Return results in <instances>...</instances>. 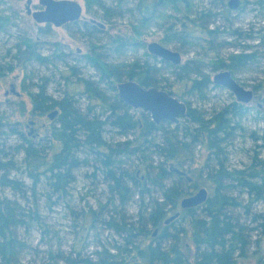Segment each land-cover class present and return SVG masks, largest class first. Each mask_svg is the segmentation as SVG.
<instances>
[{"label": "trees", "instance_id": "16d2710c", "mask_svg": "<svg viewBox=\"0 0 264 264\" xmlns=\"http://www.w3.org/2000/svg\"><path fill=\"white\" fill-rule=\"evenodd\" d=\"M84 1L88 6H98L105 20L121 17L123 10L127 9L136 16V24L132 23L136 34L160 19L170 23L164 29V40L170 42L193 37V29L197 30L200 38L220 34V27L209 29L204 24H195L193 19L190 23L184 21L192 11L191 0H132L131 7L127 0H113L111 5L104 0ZM176 14H181V17ZM87 30L85 26L84 31ZM229 34L234 36L239 32L234 29ZM127 44L120 41L114 47L118 50ZM25 46L32 48L33 43ZM246 50L229 54L226 58L215 56L209 66L212 71L228 69L238 72L257 58L256 53ZM86 57L99 76L97 80L79 76L78 84L83 89L81 97L87 100L85 106L82 107L72 93L65 91L56 98L47 93L46 84L37 85V90L30 93L31 111L39 116L54 109L58 113L42 136L47 140L44 144L19 133L22 142L17 150L23 153L21 165L32 181L31 190L39 181L45 180L51 192L56 193H65L74 181V171L89 164L88 157H83L82 153L95 155L102 177L115 195L109 200L115 213L103 218L101 224L120 236L122 243L114 245L116 253L102 249L96 254L98 257L93 258L81 256L76 251L75 257L60 255L59 261L65 264H238L240 259L247 258L253 243L248 234L251 228L241 220L242 215L236 209L245 207L248 212V205L241 203L240 193L250 200L264 202V161L254 155L250 167L232 170L225 157L228 142L237 128L233 119L242 112L244 105L233 101L206 113L184 99L186 112L178 123L163 121L157 124L148 113L131 109L120 100L115 83L134 80L144 88L166 89L173 95V84L168 82L169 77L164 76L163 66L169 70L175 83L190 92L201 93L210 85L214 86L211 77L203 72L201 62L188 60L173 65L146 53V59L134 60L125 67H112L103 63L98 55L97 58ZM36 60L43 58L36 57ZM71 70L76 74L73 67ZM106 91L113 92V95H107ZM4 124L7 123L0 121V129ZM107 127L124 137H133L109 145L104 138ZM52 145L55 148L48 154L47 149ZM197 148L206 152L201 169L213 184L212 193L200 205L181 209L185 218L181 216L179 220L175 218L162 225V220L176 206L178 198L189 194L197 184L189 178V171L182 168L196 160ZM152 154L158 156V160L148 161ZM134 155L139 158L134 169L124 168V158ZM16 168L11 160L0 158L1 189L21 191L19 181L10 177ZM150 188L156 197L151 195ZM135 194L141 200L135 220H129L124 214L112 216L117 215V207H122ZM143 196L148 199L146 203H142ZM252 215L251 221L257 222L254 228L263 239L264 212ZM26 218L25 208L16 199L0 194V264H20L24 243L17 231L29 226ZM157 227L161 228L153 235V229ZM188 234L194 246L193 252L183 240ZM52 259V262L43 264H57L58 261L54 257ZM259 259L264 263V253Z\"/></svg>", "mask_w": 264, "mask_h": 264}, {"label": "rangeland", "instance_id": "374dc122", "mask_svg": "<svg viewBox=\"0 0 264 264\" xmlns=\"http://www.w3.org/2000/svg\"><path fill=\"white\" fill-rule=\"evenodd\" d=\"M72 1L81 5L80 19L56 27L37 23L27 13L28 10L33 12L41 7L39 0H0V121L7 123L0 129V158L3 161L11 160L17 166L16 170L11 171L10 177L17 179L21 187V191L0 188V194L16 199L27 212L29 226L17 231L20 241L24 243L20 264H43L52 262V257L58 261L57 264H65L58 257H75L76 251L81 256L96 258L102 249L116 253L114 245L122 243L120 236L101 224L103 218L115 213L110 203L115 195L103 179L95 155L82 153L83 157H88L89 164L74 171V181L65 193H56L51 192L45 180L39 181L35 189L31 190L32 181L24 172V165H21L23 153L17 150L22 142L19 133L34 142L44 144L47 141L42 136L52 120L47 114L39 116L31 111L30 93L37 90V85L46 84L47 93L56 98L65 91L72 93L81 106H85L87 100L81 97L83 89L78 84L79 76L91 80H97L99 76L86 56L97 58L98 55L107 65L125 67L134 60L146 59L148 45L156 42L179 52L180 64L188 60L201 62L203 72L212 80L217 72L223 71L211 70L209 62L213 57L226 58L243 49L256 53L257 58L253 63L235 73L230 70L240 85L252 91L253 97L248 103H242V112L233 119L237 128L228 142L225 157L226 164L232 170L250 167L254 155L264 161V0H238L234 9L228 7L229 0H191L192 11L184 21L190 23L193 19L195 24H204L209 29L220 27V34L200 38L197 30L193 29V37L171 42L164 40V29L170 24L164 19L141 30L137 28L140 32L136 34L132 24H136V16L127 9L123 10L121 17L105 20L98 6H88L84 0ZM104 1L111 5L113 0ZM127 2L129 7L133 5L132 0ZM200 12L204 14L198 15ZM176 16L181 17V14ZM85 26L88 27L87 32L84 31ZM234 29L239 35L229 34ZM120 41L128 44L116 50L114 45ZM29 43H33L32 48L25 46ZM36 57L43 60H36ZM71 67L76 74H73ZM161 69L164 76L169 77L168 82L173 84V96L178 99L182 96L180 101L186 99L192 107L206 113L236 101L232 92L215 84L201 93L190 92L174 82L168 69L163 66ZM106 92L107 95H113V92ZM132 137L119 135L110 127L104 132L109 145ZM54 148L52 145L47 153L50 154ZM205 155L203 148H197L196 160L182 167L189 171V178L197 184L189 190V194L178 198L176 206L162 220V225H167L165 221L177 212L180 213L178 220L181 216L185 218L180 207L184 198L194 195L201 188L206 190L207 197L211 195L213 184L201 169ZM124 159V168L134 169V165L139 162L136 155ZM147 160L156 161L158 156L152 154ZM150 189L151 195L156 197L153 188ZM240 197L241 203L248 205V212L245 207L237 208L236 212H240L241 220L251 228L248 234L253 243L248 257L240 259L238 264H264L259 259L264 253V238H260L254 228L257 222L251 221L253 213L264 212V202L250 200L242 193ZM147 200L143 196L142 203ZM140 205L141 200L135 194L122 207H117V215L112 216L124 214L129 220H135ZM160 228L153 230L158 232ZM183 240L193 252L191 236L188 234Z\"/></svg>", "mask_w": 264, "mask_h": 264}, {"label": "water", "instance_id": "95a60500", "mask_svg": "<svg viewBox=\"0 0 264 264\" xmlns=\"http://www.w3.org/2000/svg\"><path fill=\"white\" fill-rule=\"evenodd\" d=\"M30 3V1H29ZM41 7L31 12L33 19L40 24H50L56 27L64 26L69 23L76 22L80 19L82 12L81 5L72 0H39ZM238 0H229L228 7L236 8ZM148 52L156 56L158 59L169 62L173 65L181 63L180 53L170 50L159 43H151L148 45ZM212 83L222 86L233 93L236 101L240 103H248L253 97L251 90L244 88L233 77L230 70L217 72ZM117 94L120 100L126 103L131 109H140L150 115L155 123L163 121L171 124H176L186 112V105L175 96L168 92L149 87L144 88L134 80H125L118 82L116 85ZM56 109L47 114L50 120L57 115ZM207 198V193L204 188H201L192 196L184 198L180 202L181 209L195 207L200 205ZM180 215L179 212L169 217L165 223H169ZM156 234L154 230L153 235Z\"/></svg>", "mask_w": 264, "mask_h": 264}]
</instances>
